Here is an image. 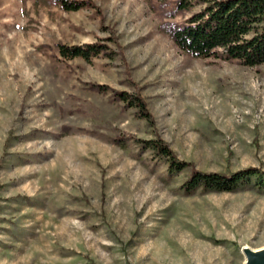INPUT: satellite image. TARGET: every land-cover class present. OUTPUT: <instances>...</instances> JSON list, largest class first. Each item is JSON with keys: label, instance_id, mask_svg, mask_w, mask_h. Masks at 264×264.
Returning <instances> with one entry per match:
<instances>
[{"label": "rangeland", "instance_id": "obj_1", "mask_svg": "<svg viewBox=\"0 0 264 264\" xmlns=\"http://www.w3.org/2000/svg\"><path fill=\"white\" fill-rule=\"evenodd\" d=\"M68 1L87 5L0 0V264H244L264 250L258 181L185 195L189 170L114 141L159 136L197 170L264 172V64L178 50L163 25L200 4ZM94 43L112 57L57 49ZM92 84L140 92L155 125Z\"/></svg>", "mask_w": 264, "mask_h": 264}, {"label": "trees", "instance_id": "obj_2", "mask_svg": "<svg viewBox=\"0 0 264 264\" xmlns=\"http://www.w3.org/2000/svg\"><path fill=\"white\" fill-rule=\"evenodd\" d=\"M54 1L64 11H75L87 5L84 1ZM194 4H200L202 8L182 23L163 25V32L178 50L196 58L234 61L247 67L264 64V0H175L171 13L190 11ZM111 40L119 47L116 38ZM57 49L65 59L88 61L101 53L112 57L111 52H106L108 48L100 43L83 46L58 44ZM91 87L100 93L110 91L113 99L133 109L148 126L155 125L154 117L140 92L116 91L105 85L92 84ZM126 140L137 145L140 152H149L153 159L163 161L169 175L189 170V176L179 187L185 195L197 190L234 192L252 181H258L260 187L264 186V182H259L264 177L260 169L249 167L227 173L200 171L192 163L179 159L170 145L159 136L143 140L124 134L114 141L122 145Z\"/></svg>", "mask_w": 264, "mask_h": 264}, {"label": "water", "instance_id": "obj_3", "mask_svg": "<svg viewBox=\"0 0 264 264\" xmlns=\"http://www.w3.org/2000/svg\"><path fill=\"white\" fill-rule=\"evenodd\" d=\"M248 264H264V253L258 255H250Z\"/></svg>", "mask_w": 264, "mask_h": 264}, {"label": "bare ground", "instance_id": "obj_4", "mask_svg": "<svg viewBox=\"0 0 264 264\" xmlns=\"http://www.w3.org/2000/svg\"><path fill=\"white\" fill-rule=\"evenodd\" d=\"M263 253H264V250H249V249L245 248L244 249V255H245L244 264H248L250 255H258V254H263Z\"/></svg>", "mask_w": 264, "mask_h": 264}]
</instances>
